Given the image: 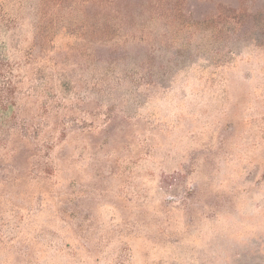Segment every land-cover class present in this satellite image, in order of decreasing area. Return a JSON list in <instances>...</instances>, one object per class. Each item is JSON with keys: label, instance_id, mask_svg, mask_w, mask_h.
Returning <instances> with one entry per match:
<instances>
[{"label": "rangeland", "instance_id": "374dc122", "mask_svg": "<svg viewBox=\"0 0 264 264\" xmlns=\"http://www.w3.org/2000/svg\"><path fill=\"white\" fill-rule=\"evenodd\" d=\"M70 1L0 36V264H264V0Z\"/></svg>", "mask_w": 264, "mask_h": 264}, {"label": "trees", "instance_id": "16d2710c", "mask_svg": "<svg viewBox=\"0 0 264 264\" xmlns=\"http://www.w3.org/2000/svg\"><path fill=\"white\" fill-rule=\"evenodd\" d=\"M68 0H39L37 4L38 10L48 7L52 4L62 5ZM77 1L81 4L84 0H71ZM102 10L101 14L104 17H108V12L104 8H108L113 4L110 0H86ZM183 0H155L157 5L161 7L169 5H179ZM22 4L23 0H0V36L4 33L7 34L12 30L13 19L11 12L9 11L12 5ZM153 2L149 0V3ZM113 6V5H112ZM178 11V10H177ZM110 15V14H109ZM5 42L0 43V141H5L4 137H7L11 133L12 123H15L17 119L16 106H17V94L18 86L21 82L19 74H17V68L10 60L7 51V44Z\"/></svg>", "mask_w": 264, "mask_h": 264}]
</instances>
